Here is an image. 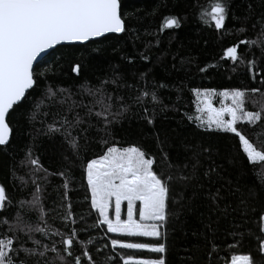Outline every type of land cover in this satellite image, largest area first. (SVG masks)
Listing matches in <instances>:
<instances>
[{"label": "trees", "instance_id": "16d2710c", "mask_svg": "<svg viewBox=\"0 0 264 264\" xmlns=\"http://www.w3.org/2000/svg\"><path fill=\"white\" fill-rule=\"evenodd\" d=\"M221 2L226 14L218 30L202 15L210 0H121L123 32L56 46L34 66L36 84L10 110L13 131L0 146V186L8 197L0 211V234L11 236L21 249L17 264H61L56 253H38L56 247L63 256L62 236L53 233L72 229L78 233L74 255L88 250L98 264H123L121 256L128 255L159 258L147 250L116 246L114 251L111 239L162 242L166 264H222L233 253L257 255L256 236H264L259 231L264 165L249 163L236 135L195 117L200 91L258 88L264 93V0ZM165 18H176L180 26L164 28ZM241 40L254 43L240 44L236 63L224 58L226 49ZM105 105H110V123L96 115ZM262 106L264 95L249 92L248 110ZM65 117L71 125L63 123ZM235 126L260 143L264 121L255 128L246 121ZM109 146H138L155 158L156 171L173 177L162 240L109 233L98 224L85 169ZM217 192L213 200L210 194ZM69 210L73 216L66 220ZM37 226L51 230H28ZM236 241V247H228ZM213 244L219 246L215 252ZM71 262L67 257L65 264Z\"/></svg>", "mask_w": 264, "mask_h": 264}, {"label": "snow or ice", "instance_id": "6c2138e0", "mask_svg": "<svg viewBox=\"0 0 264 264\" xmlns=\"http://www.w3.org/2000/svg\"><path fill=\"white\" fill-rule=\"evenodd\" d=\"M210 3V8L205 9L202 15L206 22L214 21L215 27L219 30L225 21V6L221 0H210ZM173 26L179 27V21L176 18H165L163 27ZM124 30L121 0H0V146L9 142L13 131L8 120L10 110L26 99L29 90L35 86L33 62L45 50L62 42H86L109 33H121ZM249 43L254 42L241 40L239 44L227 48L224 58L230 56L232 62L236 63L240 59L237 55L240 44ZM74 71L79 74V65ZM249 92L252 95H264L258 88L217 92V103L222 104V98H230L232 106L217 109L210 99H206L204 108H198L197 112H208L207 122L215 124L216 130L236 135L249 163L260 162L264 165V131L260 132L262 139L257 143L255 138L245 135L235 126L238 122L246 121L250 127L255 128L258 122L264 121V106L256 111L248 110ZM147 95L146 92L145 96ZM155 99L156 97L153 96V100ZM89 112L91 113V109ZM225 112L229 117L227 120L222 118ZM110 114V105H105L102 111L96 113L98 117H103L106 123L111 122L108 120ZM195 119L204 123L200 115ZM82 122L77 115L76 124ZM63 123L72 124L67 117L64 118ZM149 123H152L151 119ZM50 130L59 131V128L50 127ZM70 143L74 150L78 148L75 139ZM31 164L39 167L36 159L31 160ZM155 164V158L138 146H109L98 159L87 162L85 171L91 193V206L93 210H98L101 218L98 224L106 225L107 232L162 240L164 224L168 218L167 209L172 199L170 181L173 177H165L156 171ZM260 178L264 182V175ZM64 187L68 189L67 181ZM36 191L37 193L40 191L39 187ZM210 195L215 200L219 193ZM65 198L67 199V193ZM7 200L6 189L0 186V211L6 208ZM38 201L39 197H34L33 203ZM125 201L126 218L122 219V202ZM110 205L111 218L108 215ZM68 207L70 209L71 205ZM41 212L43 213V209ZM72 216L69 210L65 219L71 220ZM134 216L138 218L134 219ZM142 221H155V223H141ZM28 230L46 233L51 229L47 226H37ZM259 231L264 233V213L259 217ZM53 234L62 236L64 255L61 256L56 247L49 249L45 246V250L38 253L39 256L43 257L46 252L51 251L57 254L56 258L61 264H65L67 257L72 258L71 264H85V261L86 264H98L88 250H84L82 256L74 255L73 247L78 242V233L75 229L68 234L59 232ZM256 240L258 242L256 256L251 251L233 253L224 257L222 264H264V236H256ZM110 243L114 251L116 246H119L120 249L147 250L150 253L160 254L159 258L155 259L121 256L123 264H166V245L162 242L126 243L111 239ZM36 244L39 245L40 241H36ZM238 244L239 241H236L228 247H236ZM218 247L213 244L212 251L215 252ZM19 251L21 249L16 248L15 240L11 236L0 234V264H17L15 254ZM23 251L29 255L37 254L35 249H23ZM211 255L210 252V258ZM19 264L24 262L20 261Z\"/></svg>", "mask_w": 264, "mask_h": 264}, {"label": "rangeland", "instance_id": "374dc122", "mask_svg": "<svg viewBox=\"0 0 264 264\" xmlns=\"http://www.w3.org/2000/svg\"><path fill=\"white\" fill-rule=\"evenodd\" d=\"M217 92L218 91H214V90H205V91H200V93H197V96H196V98H197L196 108L197 109L198 108L203 109L204 106H205V100L206 99H210L212 101V103H213V106L215 108H217V109L226 108V107L232 106L230 98H222L223 99V103L222 104L221 103H217V100H218V98L216 96ZM219 92H222V91H219ZM229 92H231V91H229ZM198 115L201 116V119L204 121V124L207 127L216 128L215 124H209L207 122L208 121V115H209L208 112L200 111V112H198ZM222 118L225 119V120L229 119V117H228L226 112L223 114ZM108 215L111 218V216H112V207H111V205H110V207L108 209ZM124 218H126V201L122 202V219H124ZM136 218H138V217L134 216V219H136ZM141 223H155V221H142Z\"/></svg>", "mask_w": 264, "mask_h": 264}, {"label": "water", "instance_id": "95a60500", "mask_svg": "<svg viewBox=\"0 0 264 264\" xmlns=\"http://www.w3.org/2000/svg\"><path fill=\"white\" fill-rule=\"evenodd\" d=\"M109 34H120V33H109ZM109 34H106V35H109ZM105 35V36H106ZM101 38V37H100ZM96 39H99V38H94V39H90V40H88V41H91V40H96ZM88 41H86V42H62V43H60L59 45H64V44H85V43H87ZM59 45H55V46H53L51 49H47V50H45L38 58H37V60L36 61H34L33 62V68H34V66L44 57V56H46L52 49H54L56 46H59ZM11 135V134H10ZM10 139V138H9Z\"/></svg>", "mask_w": 264, "mask_h": 264}]
</instances>
